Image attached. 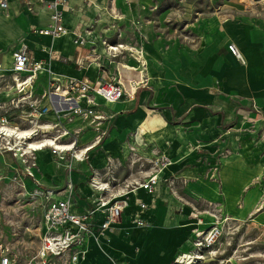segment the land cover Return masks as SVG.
<instances>
[{
  "label": "crops",
  "instance_id": "obj_1",
  "mask_svg": "<svg viewBox=\"0 0 264 264\" xmlns=\"http://www.w3.org/2000/svg\"><path fill=\"white\" fill-rule=\"evenodd\" d=\"M7 2L8 8L0 11V70L4 67V63L10 59L8 74L11 78L12 48L16 47L15 42L18 39H24L29 33L39 38L31 41L30 39L33 36L29 37L32 45L26 46L31 50L34 59L42 60V67L34 75L35 78L37 72L40 73L41 82L37 83L38 85H32L31 81L29 85L27 83L16 90L11 84L10 89H6L4 93L2 92L3 94L0 92L2 95L11 94L9 97L5 96L6 99L0 98V107L6 104L5 102L9 98L23 95L26 90L32 92L38 88L36 94L41 95L40 92L44 90V86L48 87L50 76L60 80L68 76L81 79L82 77L78 75L82 70L87 71V78L91 79L92 82L99 78H112L110 76L113 75V77L119 78L126 91H130L131 87L135 89V84H138L135 80L138 79L140 73L135 69L136 61L132 56H129L128 60H122V57L120 59L115 54L121 47L114 49L113 53L109 50L110 46H104L103 41L97 43L95 41L97 38L93 35L94 32L90 30L91 32L87 34V40L83 46H79L74 41L73 34L70 33L72 46L65 49V37L63 35L50 37L38 34L33 30V28L46 27L50 24V10L45 5L40 6L37 0H26L29 6L32 5V7L38 9L33 13L24 0H7ZM194 2L196 3V1ZM87 3L84 0H65V3H63V24L69 31L79 23L82 26L90 27V22L95 17V8H89L86 6ZM193 3H191V6H194ZM205 4L209 8H220V11L227 9L228 13L218 16L203 12H201V15H197L196 12L191 13L189 10L181 11L178 17L173 18L178 26L181 25L185 28L183 35L178 34V32H161L164 30L163 21L167 18V13L163 12V15L157 18L161 24V30L158 33H152L148 22L142 21L144 32L149 37V40L146 38L147 41L142 43L143 56L145 60L147 59V85L139 86L134 98L127 99L123 97L120 101L113 102L117 104L114 109H110L113 103H106L99 97L95 98L98 104L105 106L107 111L111 113L107 118L101 120V123H107L108 120L110 122L111 128L107 136L102 138L103 136L97 135L99 132L97 133L96 130L92 129L93 126H89L92 120L86 121L90 118L82 119L75 116L63 123L69 130L75 131L74 134L78 131L77 137L80 143L77 146L80 147L79 150L83 153V148L91 144L95 136H99V141L92 146L95 148L92 149L91 147L88 150L90 165L93 169L103 168L107 163L108 156L117 159L128 155V153H133V151L138 156L137 150L147 153L148 149H155L159 154L165 153L162 155L170 161L167 171L164 170V173H176L180 170L179 168L176 169L177 163L189 155L188 152L191 150V146L204 143L209 149L215 151V149L217 150L215 144L222 143L228 137V133H233V130L238 129L244 123V118L253 116L252 118L255 120L264 121V14L256 12L252 14L235 10V0H210ZM74 6L77 8L83 7L84 12L73 9ZM66 8H68V11H66ZM225 15L229 16L225 17ZM93 25H96L95 27L99 26L95 22ZM185 35L189 36L188 39L184 38ZM48 37L52 39V45L61 42L64 49L50 47L46 42ZM230 43H235L234 45L237 47L241 56L240 60L243 63L242 55L254 57L252 62L249 59V64L254 66V75H238L239 68L242 67H240L241 64L238 61L239 58L228 51L227 45ZM93 46L94 48L90 49ZM82 50L86 53L81 52ZM77 51L79 52L78 62L74 60L66 63L58 58L59 56L66 60L73 59L76 57ZM5 54H8V56L5 57ZM52 54L56 57L52 58ZM49 56L52 59H58L55 61L60 60L61 65L52 69L54 60H50ZM93 61L97 64L96 69L92 68ZM249 71H251V68ZM71 73L72 75H69ZM22 75L25 76L26 74ZM123 76H127L128 79L124 80ZM131 81L135 82L134 86L130 85ZM239 114L242 116H239ZM49 115L50 119L46 120L50 123H47V126L55 122L53 114L49 112ZM151 122H154V124L151 125ZM95 126L99 129L98 125ZM30 127L25 128V130H30ZM13 128L19 129V127ZM148 130L154 131V135L147 137L146 131ZM140 142H143V144ZM211 154L213 155V153H210L209 156ZM15 160V165L21 169L22 164L17 159ZM52 161H54L52 164L35 161L38 170L37 172L35 170L34 173L33 168L32 174L29 173L30 176L35 177L37 183L42 184L45 188L55 190L62 188L67 177V180L72 181L75 185L76 210L81 211V206L87 204V197L92 194L87 178L82 179L78 174L79 169H84V159L71 158L68 161ZM41 164H43V168ZM69 167H71V172L68 176H65V169ZM164 173L159 175L157 183H161L162 176H167ZM157 183L151 194H147L142 190L137 194L140 199L151 205L145 213L148 221L147 226L139 228L141 230L153 223L155 225L157 222L160 225L171 227L177 236V241L174 244L164 245V248L168 249L170 247L173 255H166V257L165 255L151 256L152 259L160 256L158 262L155 259L152 262L150 256L145 255L146 253L139 255V251L134 256L133 251L132 255L130 254L131 256L128 254L123 257L117 256L112 250L113 244H111V241L119 239L117 235L122 232H128L132 237V231L139 229L132 226L127 218L122 216L120 221L115 223L111 229L99 233L98 240L90 237L87 241L86 249L94 250L97 246L104 255L99 260L82 262L81 264H157L163 260V256L164 259L167 256L169 259L167 262L165 259L162 264H170L178 255L187 254L193 250L194 243L188 241L189 237L186 236L185 239H180V235L184 232H206L209 227L204 228L205 225L199 224L194 225V227H182L183 224H181L176 227L181 229H175L173 224L169 223L173 219L171 215L159 208L161 188L158 189ZM26 184L31 187L34 183L30 178H26ZM43 209L44 206L42 205L40 217ZM37 228L38 225L34 227L33 231H37ZM154 230L150 229L140 245L138 244L136 247H143L144 252H146L152 242ZM168 231L171 230L166 229L164 231L165 236H168ZM19 241L22 242V240ZM121 242L126 248L135 244L132 243L135 240L131 238L129 242L123 240ZM107 251L110 253L109 259L111 261L106 259L108 258L106 256ZM27 260L25 256V258L19 260L18 264H26ZM77 264H80V260Z\"/></svg>",
  "mask_w": 264,
  "mask_h": 264
},
{
  "label": "rangeland",
  "instance_id": "obj_2",
  "mask_svg": "<svg viewBox=\"0 0 264 264\" xmlns=\"http://www.w3.org/2000/svg\"><path fill=\"white\" fill-rule=\"evenodd\" d=\"M84 1L88 2L86 6L89 8H95V17L90 22L89 30L94 32L93 35L96 36L97 40L95 41L97 43L106 42V44L104 43L105 47L109 44L114 46L118 43L135 46L141 43L142 45L143 42L147 41L146 38L149 40L144 32L142 21L148 22L152 33H158L161 30V24L157 18L163 15V12L167 13V18L163 21L164 30L161 32H178L182 35L185 28L181 25L178 26L173 18L178 17L181 11L189 10L191 13L196 12L197 15H201V12H203L218 16L228 13L227 9L220 11V8L215 9L206 6L205 3L210 0ZM193 1H196V3H193ZM191 3L194 6H191ZM235 3V10L252 14L254 12L264 14V0H235ZM30 8L33 13L38 10L32 5H30ZM73 9L78 10L75 6ZM210 11L213 13H207ZM94 22L99 26L95 27ZM188 37V35H185L184 38L188 39ZM32 39L39 38L33 37L30 40L33 41ZM21 40L22 38L15 42L16 47H13L12 51L26 46L22 44ZM40 41L42 40L40 39ZM51 47L63 48L61 42L54 43ZM93 48L94 46L90 49ZM115 54L119 58L122 57V60H128V57H131V54L127 56L125 52L119 53L117 51ZM242 56L244 63L238 59L241 64L240 67H242L239 68L238 75H254V66L249 64V59L252 62L254 57ZM55 57L56 55L52 54V58ZM49 58L50 60H58L52 59L51 56ZM58 58L66 63L75 60V57L70 60L59 56ZM41 62V59H34L30 68L33 70L38 69L37 66L42 64ZM76 67L80 68L79 66ZM250 68L251 71H249ZM39 75L40 73L37 72V77L32 79V85H38L37 83L41 82V76ZM69 75H72V73ZM78 76L96 85V82H92L91 79L87 78L88 73L86 70H82ZM110 77H113V75ZM23 78L24 76H21V79ZM142 79L143 75L140 73L135 82L139 83ZM11 84L14 83L9 75H0L1 93H4L6 89H10ZM37 89L32 92L26 90L23 93L22 91L23 95L9 98L5 102L6 104L0 107V122L1 118H4L5 121L1 123H4L7 127L25 129L37 124L32 140H39L55 134L53 130H49V126H44L50 123L46 119H50L49 111L52 110L48 103L47 88L44 86V90L40 92L41 95L36 94ZM1 93V99H6L5 96L9 97L11 95L10 93L5 95ZM88 93L92 95V91ZM71 94L75 95L76 93ZM116 106L117 104L113 103L110 109H114ZM94 113L102 114L104 117L102 120L111 115L107 108L101 104L97 105ZM77 116L82 119L92 118L90 114L82 115V113H78ZM239 116L242 115L239 114ZM71 117H75V114L60 117L54 130L62 131L66 129L70 137L63 142L71 143L74 140L76 144L74 149L79 150L80 147L77 146L80 143L77 137L78 131L74 134L75 131L72 132L63 124ZM252 117L244 118V123L238 129L233 130V133H228V137L222 143H216L217 150L215 149V151L209 149L204 143L191 146V150L188 152L189 155L177 163L176 169L179 168L180 170L176 173H164V170L167 171L169 166V164L164 166L168 159L162 155L165 153L159 154L155 149H148L147 153L137 150L138 156L135 155V151L117 159L108 156L106 165L98 171L103 175V180L113 176L120 183V186H123V181L126 183L142 180L149 172L161 167L159 175L164 173L167 176H162L161 183H157L158 189L161 188L159 208L171 215L173 219L169 223L173 224V227L178 230L181 228L176 227L181 225L182 222H184L182 227L196 224L205 225L204 228L209 227L206 232H184L180 235V239H185L187 236L189 237L188 241L194 243L195 239L200 238L204 243V237L206 239L210 236L213 237V245L208 249L202 247L199 251L202 256L193 259L189 264H264V121L255 120ZM87 120L90 121L91 119ZM153 124L154 122L151 125ZM89 126H93L92 129L96 130L97 133L99 132L97 135L103 136L102 138L108 135L111 128L109 120L107 123L98 124L99 129L96 128L94 121H91ZM146 133L147 137H151L155 132L148 130ZM97 137L99 136H95L93 140ZM9 141L12 143L13 140L9 139ZM6 142V140H3V142L0 140V255L9 252L12 257H15L14 264H18L21 258L23 259L26 256L27 260L36 250L38 230L33 231V229L36 225L39 226L43 205V201L35 194V191L45 188V186L37 183L35 177H31L29 172L31 173L33 168V172L35 173V170L37 172L38 168L35 161L52 164L54 162L52 160L57 162L61 160L68 161L73 156H64L63 153H50V150H47L46 152L27 154L20 158L15 155L14 151L7 149ZM94 148L92 147V149ZM208 153H213V155L209 156ZM15 159L22 164L21 169L15 165ZM83 159L84 169H79L78 174L82 179L87 178L88 182L95 171L90 165L89 151L84 154ZM155 160L159 161L158 166L154 165ZM68 175L69 168L65 169V176ZM26 178H30L34 183L31 187L26 184ZM65 180L68 181L67 177ZM153 224L141 230L140 228L133 230L132 237L128 232L118 233L119 239L112 240L111 244H114L113 247H117L120 245L121 240L129 242L131 238L135 240V242H132L135 243L134 248L131 250L133 256L139 251V255L146 253V256L149 254L148 256L151 257L154 250H158V252H153V256L165 255L164 251L167 252L166 255L169 256L170 254L172 256V249L170 247L165 249L164 245L176 243L177 236L175 232L171 227L160 225L158 222L155 225ZM149 228L155 229L154 235L148 250L144 252L143 247H136V245H140L144 237L147 236L150 232ZM166 229L171 230L168 231V236L164 234ZM19 240H22V242ZM106 256L110 258V253H107Z\"/></svg>",
  "mask_w": 264,
  "mask_h": 264
},
{
  "label": "built area",
  "instance_id": "obj_3",
  "mask_svg": "<svg viewBox=\"0 0 264 264\" xmlns=\"http://www.w3.org/2000/svg\"><path fill=\"white\" fill-rule=\"evenodd\" d=\"M24 2L27 5L29 4L26 0ZM37 2L40 6L45 5L50 10V24L46 27L33 28L35 32L41 35L56 37L69 31L64 26L62 19V7L65 0H37ZM7 8V0H0V11H4ZM78 10L84 12L81 6L78 7ZM70 33L73 34L74 41L79 46H83L90 30L89 27L82 26L79 23ZM103 42L106 44L105 41ZM119 44L124 45L122 43L116 45ZM131 49H138L140 54L144 53L141 43L138 46L124 45L117 51L133 56ZM227 49L232 55L239 56L238 49L233 43L228 44ZM112 51L114 53V49ZM78 53L77 51L76 62H78ZM12 56V73L18 74V77L21 78L23 75L20 74L29 72V74L24 76L25 79L33 74L30 72L33 71L30 66L34 58L27 46L14 50ZM77 64L81 65L80 63ZM122 78L124 80L128 79L127 76H123ZM63 80L50 76L46 92L48 97L51 96L50 99L48 98L50 107L51 105H58L56 98L59 96H57L56 92L61 88L67 91L68 97L73 96L72 101L77 103L76 109L72 112L77 114L82 113V115H92V121L96 125L101 123L103 115L94 113V109L98 105L93 102L94 93H97L106 103H113L120 101L123 97L127 99L134 98L137 88L145 86V83L139 82L135 84V89L131 87L130 91H126L119 78L116 77L97 79L95 81L96 85L90 83L85 78L67 77ZM89 91H92V95L88 93ZM71 93L76 94L72 95ZM82 94L87 97V100L83 99L85 107L81 108L77 97H80ZM4 121L5 119L1 118V122ZM68 136L70 137V134ZM73 142L74 140H72L71 144ZM74 150L67 149L64 151L67 152V156H75ZM158 163V160L154 161L155 166H158ZM160 172L161 167H157V169L149 172L142 180L126 183L123 181L124 185L120 186V183L113 176L103 180L101 172L95 170L88 181L92 188V194L87 197V204L81 206V211L76 210L75 185L70 180L66 181L64 186L57 190L52 188L36 190L35 194L43 200L44 209L37 228L38 245L26 264H76L79 253H83L84 249L87 248L88 239L93 237L95 240H98L99 233L111 229L115 223L120 221L122 216H125L132 226L138 228L147 226L148 221L145 213L151 205L140 199L137 194L141 190L147 194H151L155 184L159 180ZM212 238L211 236L207 237V239L204 237V243L200 238L195 239L192 252L178 255L174 259L175 262L173 264H181V260L182 264H189L193 259L198 258L196 256H202L199 253L200 249L212 246ZM176 260L180 262H176ZM14 263L15 257H12L9 252H4L0 255V264Z\"/></svg>",
  "mask_w": 264,
  "mask_h": 264
},
{
  "label": "bare ground",
  "instance_id": "obj_4",
  "mask_svg": "<svg viewBox=\"0 0 264 264\" xmlns=\"http://www.w3.org/2000/svg\"><path fill=\"white\" fill-rule=\"evenodd\" d=\"M66 11H68V8H66ZM69 34H70V31H67V33L63 34V36L65 37V39H64V48L65 49L70 48L72 46L71 37L69 36ZM31 36H33V35L31 33H29L26 38L22 39V41H21L22 44L23 45H32L31 42L29 41V37H31ZM33 37H35V36H33ZM46 42L48 43V45L50 47L52 46V39L50 37L46 38ZM108 46H110V45H108ZM117 47H123V45L119 44V45L113 46V47L110 46L109 50L112 51V49H116ZM131 50H132L133 56H134V57L133 56L132 57L136 61L135 69H137L143 75V79L141 80V82L145 83V85H146L147 84L146 83V81H147V78H146V74H147L146 60H145L143 54L139 53L138 49H131ZM238 53H239V51H238ZM7 56H8V54H5V57H7ZM233 56H235V55H233ZM235 57L241 59L240 53H239V56H235ZM9 62H10V59H8L4 63V67L1 68V70H0L1 74L9 75L8 74L9 73L8 72ZM59 65H61L59 63V61H55L54 60V62H52V69L56 68L57 66L59 67ZM41 67H42V64H39L38 67H37L38 69L30 71L33 74L28 76V77H26V79H25V77L23 79H21V78L18 77V74L12 73L11 74V79H12V81L14 83L13 87L17 90V89H20L21 87H23V85H25L27 83L28 84L31 83L32 79H34L35 72L38 71L39 69H41ZM96 67H97V64L95 63V61H93L92 68L96 69ZM27 74H29V72H27L26 75ZM20 75H22V74H20ZM134 83L135 82L131 81L130 85L134 86ZM56 94H57V96H59V97L56 98V100L58 101V105L57 106L51 105L52 110L49 111L55 117V119H54L55 122L53 124H50V125L48 124L49 127H50L49 130H53L55 132V134H53L52 136H49V137H46V138H42V139H39V140H32L33 135H34V131H35V127H36L37 124L36 125H32L29 128L30 130H28V129L27 130H25V129H23V130L20 129L19 130V129H14V128L7 127V126L4 125V123L0 122V140L2 142H3V140H6L7 141L6 143H7V146H8L7 149L14 151L16 156H19L20 158H23L27 154H33L34 152H46L47 150H50L51 153H63V155L65 156L67 152H65L64 150H67V149L69 150V149H74L75 148V143L71 144L69 142H63L69 137L68 136V131L66 129L62 130V131L54 130V127H55V125L58 124V122L60 120L59 119L60 117H66L67 115H72L73 116L74 114H75V116L78 115L77 113H73L72 112V111H74L76 109L75 107H76L77 103L72 101L73 100V96L68 97L67 95H69V94L67 93V91H65V90H63L61 88L58 89V92H56ZM93 97H94L93 98L94 99L93 102L98 104L97 101L95 100V98L96 97L101 98V97L97 93H94ZM48 98L50 99L51 96H49ZM83 99H85V101L87 100V97L84 94L80 95V97H77L78 104L80 105L81 108L85 107ZM23 101H24V99H23ZM89 101H90V103H92L91 100H89ZM90 119L92 120L93 118H90ZM44 126H47V124H45ZM9 139L13 140L12 143L9 141ZM96 139L98 140V137ZM96 139L91 144H89V145H87V146H85L83 148L84 153H83V151L79 150L77 153H75V156L72 155L73 158L82 160L84 154L94 145L95 142H97ZM53 148H54V151H53ZM74 152H76V150H74ZM168 164H170L169 160H167V163H165L164 166L168 165ZM69 172H71V167H69ZM95 181L97 182V180H95ZM88 186H89L90 191H91L92 188L89 185V183H88ZM191 221H193V220H191ZM188 226H190V225H188ZM94 245H96V244H94ZM115 245H117V244H115ZM120 245H121L120 247H113L112 246V248H113L112 250H113V252H115V254L117 256H121V257L126 256L125 254L130 255L131 254V250L134 248V246H132L133 248L130 247V246H129V248L128 247L126 248V246L124 244H122V242H120ZM153 252H158V250H154ZM153 252L151 253L152 257H153L152 254H154ZM164 252H165V257H166V253L167 252L166 251H164ZM157 254H159V253H157ZM102 255H104V253L97 246H96V248L94 250L93 249H89V248L88 249H84L83 253H79V256H78V259L76 261V264L78 263V260H80V264L82 262L86 263L88 261L99 260V258ZM148 255H147V257H148ZM169 256H170V254H169ZM152 257H150V258L152 259ZM155 257L152 259V262H153L154 259H155V261L157 260V262L160 260V258H159L160 256L157 257L158 259L155 258ZM196 257H199V256H196ZM106 259L108 260L109 258H106ZM165 259H166V262H167L168 259H169L168 256ZM165 259H164V256H163V260L160 261L159 264L164 262ZM173 262H175V260H173ZM176 262H180V261L176 260ZM180 263L182 264V260H181Z\"/></svg>",
  "mask_w": 264,
  "mask_h": 264
}]
</instances>
